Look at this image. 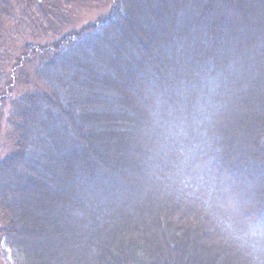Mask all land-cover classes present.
Returning a JSON list of instances; mask_svg holds the SVG:
<instances>
[{
    "label": "trees",
    "instance_id": "16d2710c",
    "mask_svg": "<svg viewBox=\"0 0 264 264\" xmlns=\"http://www.w3.org/2000/svg\"><path fill=\"white\" fill-rule=\"evenodd\" d=\"M12 1L6 264H264V0H114L19 51Z\"/></svg>",
    "mask_w": 264,
    "mask_h": 264
},
{
    "label": "rangeland",
    "instance_id": "374dc122",
    "mask_svg": "<svg viewBox=\"0 0 264 264\" xmlns=\"http://www.w3.org/2000/svg\"><path fill=\"white\" fill-rule=\"evenodd\" d=\"M14 1L16 0H13L11 4L13 18H10L9 29L5 30L7 35L2 38V42H5V48H16L17 51L25 45L52 43L73 30L95 23L110 13L114 3V0H39L44 3V6L32 10L28 7L26 0H17V3ZM1 128L0 159L11 150L5 125L3 124ZM249 196L254 198L252 194ZM5 225V219L0 214V230ZM59 243L60 241L54 240L51 248L55 245L58 247ZM206 258L205 253L198 252L194 256L193 264H204ZM6 263L5 254L0 247V264Z\"/></svg>",
    "mask_w": 264,
    "mask_h": 264
}]
</instances>
